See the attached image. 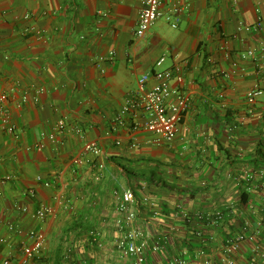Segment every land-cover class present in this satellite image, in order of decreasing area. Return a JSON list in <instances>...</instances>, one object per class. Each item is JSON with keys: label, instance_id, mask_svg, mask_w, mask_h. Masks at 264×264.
Returning <instances> with one entry per match:
<instances>
[{"label": "crops", "instance_id": "crops-1", "mask_svg": "<svg viewBox=\"0 0 264 264\" xmlns=\"http://www.w3.org/2000/svg\"><path fill=\"white\" fill-rule=\"evenodd\" d=\"M142 9L141 0H0V106L15 129L0 126V264H128L115 227L126 190L133 225L149 233L148 264H226V240L240 233L255 243L243 241L234 264H264L254 248L264 253V0H168L161 10H180L177 28L163 17L137 37ZM176 67L182 83L170 85L190 106L175 139L157 142L142 111L121 112L143 76L150 90L156 72ZM255 87L263 95L250 105ZM41 207L50 213L33 219ZM216 211L217 226L183 217ZM30 231L45 241L27 259Z\"/></svg>", "mask_w": 264, "mask_h": 264}, {"label": "built area", "instance_id": "built-area-1", "mask_svg": "<svg viewBox=\"0 0 264 264\" xmlns=\"http://www.w3.org/2000/svg\"><path fill=\"white\" fill-rule=\"evenodd\" d=\"M141 2L143 3V9L140 13L138 25L135 30V35L137 37L144 36L150 27L163 17L173 29L177 28L180 10L173 9L170 14L167 15L161 10V7L168 2V0H141ZM259 27L258 25L256 29H259ZM240 29H244L245 31L251 30V28L245 26H240ZM161 62L162 60L157 63V66H159ZM179 72L180 70L177 67L171 71L156 72L154 77L157 80V84L150 90H145L148 76H143L139 81L136 102L125 106L121 112L122 114H126L129 112L130 108L142 111L146 116L145 128L157 138V142H171L175 139L183 116L190 106L188 95L181 89L172 88L170 85L173 78H176L178 83H182ZM261 95H263V91L255 87L246 92L245 100L248 104L252 105ZM5 100L6 96L0 94V103L2 104ZM116 121L121 123V118L118 117ZM0 126L9 134H14L15 129L11 126L10 119L1 106ZM57 127L59 130H62L65 127L64 121H59ZM76 133L81 134V131L76 130ZM84 150L91 153L96 158L100 157L102 154L100 148L95 143H86L84 145ZM76 163L80 164L81 161L77 160ZM95 167L102 172L104 170V163L100 161ZM37 180H40V178H37ZM48 185L49 184H45V186ZM115 197V211L118 215L115 221V227L121 234L120 239L116 242L117 253L124 260H128V264H148L146 253L149 247V233L141 226L133 225L137 217L134 193L130 190H126ZM142 203L153 210L152 214L154 217L157 215L153 201L145 198L142 200ZM23 210L25 211V209ZM48 213H50L49 208L41 207L32 214V218L43 220ZM183 217L189 223L194 221L201 224L217 226L224 221L225 215L222 211H216L204 213L197 212L194 215L183 214ZM27 235L32 241V244L29 247H24L23 253L27 259H30L40 254L45 238L43 234L33 231L28 232ZM197 237L201 238V232H197ZM243 241L255 243L254 236L245 233H240L226 240L225 254L228 258L226 264H234L230 256L233 252L238 250ZM254 248L256 252L260 253V257L264 258V253L260 252L259 246L255 245ZM159 249L160 245L156 243L153 247V251L156 252ZM200 254H203V252L201 251ZM2 264H10V262L9 260H4Z\"/></svg>", "mask_w": 264, "mask_h": 264}, {"label": "trees", "instance_id": "trees-1", "mask_svg": "<svg viewBox=\"0 0 264 264\" xmlns=\"http://www.w3.org/2000/svg\"><path fill=\"white\" fill-rule=\"evenodd\" d=\"M254 188H255V189H260V188H261V186H260V185H258V184H256V185H254ZM198 240H200V239H198Z\"/></svg>", "mask_w": 264, "mask_h": 264}]
</instances>
